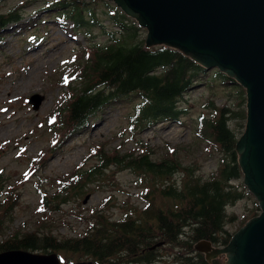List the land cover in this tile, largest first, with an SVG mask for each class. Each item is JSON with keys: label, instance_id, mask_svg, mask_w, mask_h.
Instances as JSON below:
<instances>
[{"label": "trees", "instance_id": "1", "mask_svg": "<svg viewBox=\"0 0 264 264\" xmlns=\"http://www.w3.org/2000/svg\"><path fill=\"white\" fill-rule=\"evenodd\" d=\"M100 3L109 8L104 11L105 16L115 29L106 31L98 20L95 5ZM22 6L0 13V36L8 25L21 22ZM45 9L54 11L53 16L69 29L71 36L77 32L87 37L98 23L107 37L103 43L90 39L87 56L74 63V73L66 85L67 96L51 123L57 121L61 139L86 127L106 107L121 103L132 105L127 116L130 129L167 120L179 123L185 112L179 102L198 84L234 88L237 105L235 109L225 104L214 106L209 100L211 115H201L197 121V136L221 153L217 169L209 176L200 174L195 165H185L177 148L155 158V151L148 145L141 146L138 153L122 151L120 147L104 151L103 145H99L94 164L87 168L79 166L56 178L50 193L41 189L34 228L14 229L4 235L5 224L12 221L19 198L8 188L0 200V252L54 251L85 264H162L161 258L166 254L170 258L165 264H211L203 253L195 251L194 244L208 240L214 246L227 245L233 233L226 225L235 221L237 215L228 213L226 207L245 197V189L232 183L241 177L242 171L236 151L237 134L229 126L231 120L239 119L238 126L244 127L245 89L234 78L217 68L208 70L172 46L146 47L145 38H138L140 28L135 21L107 0H55ZM36 165L34 161L30 169L35 170ZM110 168L129 169L138 177L146 205L139 208L123 201L122 217L112 219L108 210L114 203L105 198L80 215L86 223L81 235H52L54 219L45 212H57L60 205L91 190L87 185L100 181ZM176 174L181 175L179 183L173 179ZM8 184L9 180L0 172V190ZM258 210L260 205L255 200V208L247 210L241 224L258 215ZM212 261L224 264L220 257Z\"/></svg>", "mask_w": 264, "mask_h": 264}, {"label": "rangeland", "instance_id": "2", "mask_svg": "<svg viewBox=\"0 0 264 264\" xmlns=\"http://www.w3.org/2000/svg\"><path fill=\"white\" fill-rule=\"evenodd\" d=\"M53 1L0 0V13L23 5L19 9L21 22L8 25L0 36V172L9 180V186L0 190V200L5 197L8 188L19 197L18 204L13 208L12 221L5 224L4 235L14 229L34 228L41 204V189L50 193L56 178L79 166L87 168L94 164L99 145H103L104 151L120 147L122 151L135 150V153L141 150V146L148 145L155 151V158L168 149L177 148L185 165H195L200 174L209 176L217 169L221 153L197 136V121L201 115H211L213 109L209 100L214 106L225 104L235 109L237 105L234 88L198 84L189 89L179 102L185 110L179 123L167 120L130 129L127 116L132 111V105L121 103L106 107L86 127L61 139L62 131L58 129L57 121L53 125L51 123L56 119L57 107L67 96L66 85L74 73V63L87 56L90 39L103 43L107 37L98 23L87 37L77 32L71 36L69 29L61 26L53 16L54 11L45 9ZM108 3L114 5L111 1ZM95 8L98 20L106 31L115 29L105 16L104 11L109 8L102 3ZM127 16L138 25L136 17ZM139 28L138 38H145L147 29ZM33 93L43 96L37 109H33L27 101ZM239 123V119L229 122L237 138L245 129V124L241 128ZM34 161L38 166L31 170ZM180 177L176 174L173 179L179 183ZM137 179L129 169L115 171L110 168L100 181L87 185L91 190L60 205L57 212H45L54 219L51 221L52 235L59 238L81 235L86 223L80 215H85L105 198L114 203L108 210L112 219L122 217L123 201L144 207L143 190ZM232 183L245 189L244 198L226 207L228 213L237 215L235 221L226 225L234 234L245 225V222L241 224L243 215L248 209L255 208L256 198L244 185L243 174ZM59 256L62 264L86 263L62 254ZM219 257L227 264L225 254ZM169 258L164 254L161 263L165 264Z\"/></svg>", "mask_w": 264, "mask_h": 264}, {"label": "water", "instance_id": "3", "mask_svg": "<svg viewBox=\"0 0 264 264\" xmlns=\"http://www.w3.org/2000/svg\"><path fill=\"white\" fill-rule=\"evenodd\" d=\"M146 28L145 46L169 45L207 69L217 68L245 89L246 121L236 141L244 185L260 213L225 246L200 240L206 261L222 254L227 264H264V0H107ZM43 96L33 93V109ZM0 264H62L59 255L23 249L0 252ZM82 264V263H77Z\"/></svg>", "mask_w": 264, "mask_h": 264}]
</instances>
